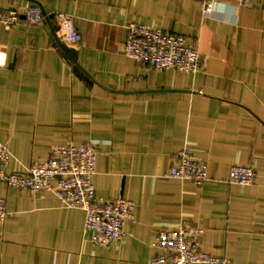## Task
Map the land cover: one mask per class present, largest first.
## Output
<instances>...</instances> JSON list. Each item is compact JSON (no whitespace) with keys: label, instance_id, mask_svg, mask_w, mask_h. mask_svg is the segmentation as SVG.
<instances>
[{"label":"crops","instance_id":"obj_1","mask_svg":"<svg viewBox=\"0 0 264 264\" xmlns=\"http://www.w3.org/2000/svg\"><path fill=\"white\" fill-rule=\"evenodd\" d=\"M216 1L206 12L203 0H0L6 170L48 159L58 143L95 142L96 195L135 203L125 235L98 245L83 209L0 181V264H150L157 229L181 221L203 229L211 254L264 264V0ZM30 4L46 14L42 21L25 22ZM10 10L19 19L4 23ZM57 11L73 15L79 45L65 43ZM130 22L184 35L203 67L159 71L128 57ZM61 44L75 49L77 65ZM184 146L207 165L201 185L164 176ZM234 163L253 166L257 180L229 182Z\"/></svg>","mask_w":264,"mask_h":264},{"label":"built area","instance_id":"obj_2","mask_svg":"<svg viewBox=\"0 0 264 264\" xmlns=\"http://www.w3.org/2000/svg\"><path fill=\"white\" fill-rule=\"evenodd\" d=\"M233 1L246 5L262 0ZM216 3V0H203V10L212 11ZM23 16L27 23H38L46 14L40 6L30 4L24 7ZM53 17L63 32L65 43L79 45L82 35L73 24V15L57 11ZM18 19L19 13L15 10L1 17L4 23L16 22ZM126 29L122 44L124 54L154 70L174 68L195 73L205 63L202 52L182 34L138 22L128 23ZM97 152L95 142L58 143L51 147L48 159L34 160L23 171H7L5 167L11 151L8 144L0 140V181L10 187L27 189L33 194L50 191L57 196L60 206L83 209L84 230L91 233V241L98 245H109L125 235L126 221L134 220L135 203L123 196L104 199L96 195L92 178ZM164 176L186 180L198 186L207 179L208 169L204 161L197 159L191 149L184 146L177 151L174 162ZM257 176L253 166L234 163L230 167L228 181L252 184ZM6 215V202L0 197V223ZM202 234L201 227L185 221L173 227H159L152 243L155 253L150 264H233L230 259L205 250L202 247Z\"/></svg>","mask_w":264,"mask_h":264},{"label":"water","instance_id":"obj_3","mask_svg":"<svg viewBox=\"0 0 264 264\" xmlns=\"http://www.w3.org/2000/svg\"><path fill=\"white\" fill-rule=\"evenodd\" d=\"M61 47L64 50V53L68 56L70 61H72L74 64L77 65V60H76V51L72 47H68L66 44H61ZM75 65V66H76ZM75 68V67H74Z\"/></svg>","mask_w":264,"mask_h":264}]
</instances>
